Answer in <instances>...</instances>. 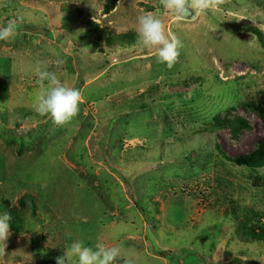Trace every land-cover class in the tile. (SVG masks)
I'll use <instances>...</instances> for the list:
<instances>
[{
  "label": "rangeland",
  "instance_id": "rangeland-1",
  "mask_svg": "<svg viewBox=\"0 0 264 264\" xmlns=\"http://www.w3.org/2000/svg\"><path fill=\"white\" fill-rule=\"evenodd\" d=\"M106 2L0 0V23L22 18L0 41V212L29 197L0 264H57L73 239L119 247L115 264H264V240L244 232L264 220V168L217 151L234 158L264 141L263 119L243 106L264 101V0H216L183 19L162 0L109 13ZM144 12L180 41L172 68L137 43ZM38 61L81 91L63 126L34 110ZM238 116L250 126L239 137L202 129Z\"/></svg>",
  "mask_w": 264,
  "mask_h": 264
},
{
  "label": "clouds",
  "instance_id": "clouds-1",
  "mask_svg": "<svg viewBox=\"0 0 264 264\" xmlns=\"http://www.w3.org/2000/svg\"><path fill=\"white\" fill-rule=\"evenodd\" d=\"M163 8L170 16L183 19L206 13L216 7V0H162ZM22 18H12L0 23V41H11L20 33ZM137 43L142 49L155 48L157 61L172 68L180 55V41L169 35L166 21L152 12H144L136 20ZM62 64L63 61H57ZM38 82L45 84L34 96V110L42 116H50L57 126H63L79 113L82 102L81 91L62 83L54 71H49L43 62L35 68ZM9 212H0V251L9 235ZM120 257V248L108 246L99 239L94 245L83 239H73L64 249V255L57 258V264H115Z\"/></svg>",
  "mask_w": 264,
  "mask_h": 264
},
{
  "label": "trees",
  "instance_id": "trees-1",
  "mask_svg": "<svg viewBox=\"0 0 264 264\" xmlns=\"http://www.w3.org/2000/svg\"><path fill=\"white\" fill-rule=\"evenodd\" d=\"M119 0H108L106 2L104 12L109 13L111 12L117 2ZM91 26L90 29L96 28L94 27V23L90 22ZM257 34H261V31L257 29ZM111 41H107V43L110 44ZM243 106L248 109H252L256 111L261 118L264 121V101L263 100H252L247 103H243ZM249 122L238 116L234 118H220V117H214V119L210 122V126L203 127L202 129H206L207 131H217L218 129H227L231 132L233 137H239V135L246 129H249ZM217 151L226 157L227 159L233 161L235 164H237L240 167H246L251 169H258V168H264V141L259 142V146L256 147V149L249 153V154H243L241 156L237 157H229L224 150L221 148V146L217 145ZM29 197L26 195L19 199L18 206H12L7 209L6 212H9L12 216V220L10 221V230L13 233V237H17L22 232L21 223L23 222L24 214L28 210L29 203L27 202ZM36 207H33L32 211L33 214L36 215ZM256 222L251 223L252 217H249L248 220L244 222V232L245 235L248 234L251 236V239L253 240H264V220H262L261 215L256 216ZM237 263L241 264L243 261L241 259L236 260Z\"/></svg>",
  "mask_w": 264,
  "mask_h": 264
},
{
  "label": "water",
  "instance_id": "water-1",
  "mask_svg": "<svg viewBox=\"0 0 264 264\" xmlns=\"http://www.w3.org/2000/svg\"><path fill=\"white\" fill-rule=\"evenodd\" d=\"M168 21H166V24H167Z\"/></svg>",
  "mask_w": 264,
  "mask_h": 264
}]
</instances>
